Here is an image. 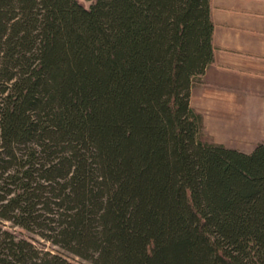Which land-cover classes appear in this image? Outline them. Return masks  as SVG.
Returning a JSON list of instances; mask_svg holds the SVG:
<instances>
[{"label":"trees","instance_id":"16d2710c","mask_svg":"<svg viewBox=\"0 0 264 264\" xmlns=\"http://www.w3.org/2000/svg\"><path fill=\"white\" fill-rule=\"evenodd\" d=\"M210 0H0V264H264V142L202 138Z\"/></svg>","mask_w":264,"mask_h":264},{"label":"crops","instance_id":"0c3cea01","mask_svg":"<svg viewBox=\"0 0 264 264\" xmlns=\"http://www.w3.org/2000/svg\"><path fill=\"white\" fill-rule=\"evenodd\" d=\"M210 17L213 23L214 61L202 77V81L205 80L203 87L218 89L216 91L222 92L223 96V87L232 88L237 93H252L254 97L260 94L261 99L259 97L256 106L260 111L264 110V0H210ZM194 91L192 88L191 104ZM234 101L226 100L222 103L224 108L219 111L230 109L235 105ZM248 104L249 101L238 104V116L228 120L225 125L237 127L238 132L243 129L240 134L253 137L249 148L231 138L224 141L218 137L211 123L217 110L206 115L201 109L197 110L213 134L214 142L248 152L256 143L264 142V118L260 114L259 118L255 117Z\"/></svg>","mask_w":264,"mask_h":264},{"label":"rangeland","instance_id":"374dc122","mask_svg":"<svg viewBox=\"0 0 264 264\" xmlns=\"http://www.w3.org/2000/svg\"><path fill=\"white\" fill-rule=\"evenodd\" d=\"M78 1L87 7L91 0H78ZM204 83H205V80L202 81V79H201V81H199L198 83H196L195 86H193V88L195 90L194 91L195 97H194V100L192 101V104H191L192 108L196 109L195 111H197V112H198L197 109H201L200 111L205 113V115L207 113L211 114V112L216 113L218 111L216 114V117H214L212 122H211L212 126L216 130L218 137L224 141L231 138V140H235L237 142H240V144L246 145L245 148H249L251 145V141H253V137H246V136L240 134V132H243V129L240 130V132H238L237 127L232 128V127H229L228 125H225V123H228V120L236 119L235 116H238V114H239V109L237 107L238 104H240V103L245 104L248 101H249L248 105H250L251 113L257 118H259L260 115L262 118H264V110L262 109V111H260V108H257V106H256V105H258L257 100L259 99V97L261 95L258 94V95H256V97H254L255 95H253L252 93H250V94H248L246 92L245 93H243V92L237 93L232 88L227 89L226 87L225 88L223 87V90H222L224 93V96H223L222 92L216 91L218 89H214L216 91V93H213V91H214L213 89H212L213 90L212 91L210 88H206L205 86L203 87ZM205 91H208L209 94L206 93ZM204 94L207 96V98L205 97ZM229 97H232V98L230 99ZM233 99L235 100L234 101L235 105L233 107H231L230 109H227V110H223L221 112L219 111V110H222L224 108V107H222V103H225L226 100L231 101ZM260 99H261V97H260ZM215 110H217V111H215ZM201 116H202V114H201ZM202 123H203L202 138L206 141L214 142L213 134L209 131V128L206 127L204 124L203 116H202ZM214 143H216V142H214ZM255 145H253V147ZM253 147H251L248 150V152H250L253 149ZM240 151H242V150H240ZM243 152H247V151H245V149H244ZM0 228L12 233L14 236H16L18 238L26 239L27 241L32 243L34 246H36L37 248H40L42 250H50L51 252L59 250L56 247H52L48 242L44 241L42 238H40L36 234H32V233H28V232H25L23 230H20L19 228L12 226V224L9 222H5V221L0 222ZM69 258L72 259V261L75 264H88L86 262H83V261L75 258V257L69 256Z\"/></svg>","mask_w":264,"mask_h":264}]
</instances>
